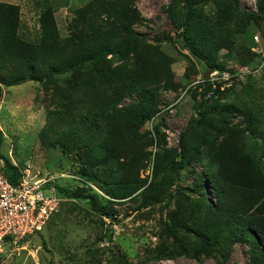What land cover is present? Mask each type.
Returning a JSON list of instances; mask_svg holds the SVG:
<instances>
[{
  "label": "rangeland",
  "instance_id": "obj_1",
  "mask_svg": "<svg viewBox=\"0 0 264 264\" xmlns=\"http://www.w3.org/2000/svg\"><path fill=\"white\" fill-rule=\"evenodd\" d=\"M103 1L0 0L18 5L19 36L38 47L29 61L5 57L0 48V169L5 172L8 158L20 172L40 173L49 179L46 194L58 199L43 229L8 250L0 264H251L245 240L195 257L199 242L188 228L202 229L207 206L215 201L208 173L217 166L213 148L241 137L244 151L264 171V19L262 28L241 19L237 32L232 0H194V23L203 19L214 29H232L233 43L215 58L222 67L204 73L179 36L188 31L181 25L185 0H123L140 19L121 31L122 41L125 35L129 41L100 59L81 52L83 34L104 35L130 11L121 9L120 19ZM237 5L257 10L256 0ZM146 60L171 70V86L161 83L156 91L159 111L153 117L133 123L118 162L98 164L96 156L105 155L98 146L102 139L94 143L79 117L96 110L123 72ZM229 106L234 110L223 123L212 116L185 132L191 161L176 174L172 157L182 151L190 120ZM125 163L133 167L126 171ZM203 183L205 200L199 194ZM169 224L177 226L189 254L172 246L170 254L157 255Z\"/></svg>",
  "mask_w": 264,
  "mask_h": 264
},
{
  "label": "trees",
  "instance_id": "obj_2",
  "mask_svg": "<svg viewBox=\"0 0 264 264\" xmlns=\"http://www.w3.org/2000/svg\"><path fill=\"white\" fill-rule=\"evenodd\" d=\"M185 1L188 3V12L181 25L185 31L187 29L188 31H186L187 35L180 34L179 36L185 39L186 45L193 51L197 60L202 61L203 72L214 71L217 67H222L220 64L214 63L218 50L233 43L230 34L232 29L225 26L214 29L203 19L194 23L193 21L196 19L193 14L194 0ZM232 1L235 4V6L233 5L235 10L233 16L236 22L242 19L245 24L249 22L262 28L264 0H256L257 10L255 12L241 10L237 5L238 0ZM103 4L111 15L114 14L120 19H124L125 14L121 9L130 11L122 25L109 26L104 35L87 33L81 36L83 40L78 43L79 49L81 52L89 51L92 54L91 57L95 59L101 58L99 54L106 55V53L115 52L116 48H119L118 45L122 46L126 41H129L128 35H125L124 41H122L121 31L140 20L131 5L128 7V4L123 0L120 2L105 0ZM238 22L233 30L237 31L241 27ZM19 24L18 5L0 2V48L2 54L12 59L33 60L38 55V47L34 42L19 36ZM220 30L226 32L223 31V34L219 35ZM122 71H114L112 74L119 75ZM171 74L170 69L153 60L138 62L131 71L123 72L121 78H116V82L110 86L108 92L103 93L104 97L96 105V110L89 109L88 113L79 117L80 123L91 133L94 143L100 142L102 139L98 146L105 155L96 156L98 164L118 162L121 151L129 146L133 123L153 117L159 111L155 98L156 91L161 83L165 88L171 86ZM121 81H123V85L120 86ZM133 93L136 94L134 100L119 106L124 97L131 96ZM199 106H203V104H199ZM232 109L234 110L233 106L223 107L220 110L221 113L208 110L201 114L199 119L190 120L188 128L182 133V151L175 150L172 157L171 168L176 174H180L181 169L191 161V158L188 157L189 152L186 151L184 137L189 127H199L204 120H208L212 116L217 119L218 123L219 121L223 123L226 117L231 115ZM99 135L103 137H98ZM236 142L228 140L226 144H222L223 147L213 148L211 151L212 161L217 165L214 170L210 167L208 170L209 180L213 184L212 192L215 201L207 206L203 217L205 226L200 230L188 228V231L194 233L199 242L193 255L201 258L220 250L225 252V247L230 248L235 242L245 240L251 247V264H264V171L260 163L244 151L241 137ZM5 161L7 167L4 170L5 175L10 182L17 183L21 176L19 168L13 165L8 158ZM121 167L127 171L133 165L125 163ZM207 187V184L203 183L199 191L203 200L207 198ZM144 203L151 202L147 200ZM168 229V240L161 245L157 255L170 254L172 246H177L175 248H181L183 253L189 254V251L181 246L177 226L169 224Z\"/></svg>",
  "mask_w": 264,
  "mask_h": 264
},
{
  "label": "built area",
  "instance_id": "obj_3",
  "mask_svg": "<svg viewBox=\"0 0 264 264\" xmlns=\"http://www.w3.org/2000/svg\"><path fill=\"white\" fill-rule=\"evenodd\" d=\"M17 183L0 169V260L19 243L39 233L57 208V198L46 194L49 179L30 170Z\"/></svg>",
  "mask_w": 264,
  "mask_h": 264
}]
</instances>
